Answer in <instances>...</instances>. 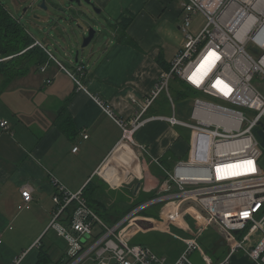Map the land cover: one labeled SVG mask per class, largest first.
<instances>
[{
	"label": "crops",
	"instance_id": "1",
	"mask_svg": "<svg viewBox=\"0 0 264 264\" xmlns=\"http://www.w3.org/2000/svg\"><path fill=\"white\" fill-rule=\"evenodd\" d=\"M61 1H54L53 16L55 21L62 22L68 17L65 18L66 8ZM91 1L101 13L90 5L85 8L82 0L72 15L75 22L78 16H83L88 26L93 23L100 31L83 73L77 72L85 89L53 60L49 52L66 66L39 38L37 41L49 50L48 60L0 87V120L6 119L10 124L8 129L0 126V228L4 231L0 232L3 245L0 248L24 234L27 241L18 248L23 250L19 255L27 251L22 264H55L63 256L56 261L38 262L40 242L56 208L53 199L56 181L78 192L93 180L92 198L114 220L118 211L155 193L153 188L166 176L164 168L172 170L180 160L189 157L192 137L189 128L171 125L162 118L150 119L133 135L137 143L147 146L142 152L123 138L121 126L93 98L104 100L127 122L136 116L161 72L169 68L178 53L169 38L182 29V0ZM128 14H133V19L125 29L119 19ZM199 16L202 21L196 27L192 25L193 33L203 26L204 17ZM104 30L109 32L106 39ZM78 31L76 39L83 29ZM174 114L188 120L162 95L144 117ZM70 117L73 120L70 128L73 126L74 130L69 135L66 132L69 127L63 128L62 124ZM75 146L79 147L77 151L73 150ZM138 183L141 186L137 191ZM26 185L32 190L28 204L22 196V187ZM13 223L17 226L15 230ZM24 228L32 231V235ZM135 239L132 243L150 246ZM229 249L230 244L225 255L216 261L212 259L213 262L221 261ZM181 250L171 257L156 251L175 260ZM2 255L0 252V264H12L19 256ZM194 257L203 262L200 253L193 254V260ZM230 264H250V261L243 253H237Z\"/></svg>",
	"mask_w": 264,
	"mask_h": 264
},
{
	"label": "built area",
	"instance_id": "2",
	"mask_svg": "<svg viewBox=\"0 0 264 264\" xmlns=\"http://www.w3.org/2000/svg\"><path fill=\"white\" fill-rule=\"evenodd\" d=\"M181 7L186 13L181 26L186 43L169 68L161 72L136 116L127 122L104 100L93 98L121 126L123 138L142 152L147 146L137 143L133 135L150 119L162 118L171 125L189 128V157L172 170L164 168L163 182L153 188L156 195L131 208L114 224L101 218L82 190L73 192L56 181V208L49 228L69 242L66 264H195L192 255L197 252L206 264H230L237 253L246 255L250 264H264L263 146L256 131L264 125V91L258 87L264 85V0H182ZM194 14L204 17L198 33L192 31ZM248 41L262 51L258 58L246 50ZM36 44L45 48L39 41ZM49 54L85 89L77 74L83 73L84 64L72 71ZM8 58L0 53V63ZM173 79L214 101L196 97L188 120L176 114L144 117L162 95L176 108L170 91ZM244 110L253 111V118ZM0 126L10 128L9 121L0 120ZM247 161H252L254 172L248 170ZM22 196L27 204L32 200L29 185L22 187ZM73 202L77 206L71 219L61 220ZM156 205L167 221L187 230H191L190 219L198 223L196 236L182 238L185 249L175 260L150 246L132 243L137 232L159 229L153 218L145 221L142 216L144 210ZM212 226L222 230L230 244L227 255L216 263L199 240ZM243 230L246 232L241 235ZM26 254L24 251L13 264H22Z\"/></svg>",
	"mask_w": 264,
	"mask_h": 264
},
{
	"label": "rangeland",
	"instance_id": "3",
	"mask_svg": "<svg viewBox=\"0 0 264 264\" xmlns=\"http://www.w3.org/2000/svg\"><path fill=\"white\" fill-rule=\"evenodd\" d=\"M1 1L8 7L13 15L17 16L21 20L28 31L32 33L33 36L39 38L41 41L47 44V46L57 56V58L62 60L70 70L76 71L81 63H87L91 58L93 46L98 42L96 40H94L86 49L81 50L79 56L80 60L79 62H76L75 52L78 48L81 47L83 38L88 33L89 24L88 21L84 20L83 16L81 17L77 15V22L72 19L74 11L80 8L79 4H77L76 2L70 3V0H62L61 3L59 2L66 8L67 13L65 12L64 14L65 18L68 17L67 21L63 20L61 22L55 21L56 18L53 16L56 14L54 1L56 2L58 0H47V5L49 6L48 9L41 8L39 6L40 1L36 0ZM84 6L85 8H89V5L87 4H84ZM185 15L186 13L183 12L181 16L182 20L184 19ZM50 16L52 17L50 18ZM201 21L202 18L199 15H193L192 23L195 25V27L200 24ZM81 27H83V32L79 33L77 41L76 33L78 30L81 31ZM85 29L87 30L85 31ZM102 33L105 39L109 35V32L106 30H104ZM169 43L171 44L172 48H177L179 53L186 43V36L184 31L182 29H177L170 35ZM246 50L255 58H258L262 52L260 48L252 41L247 42ZM258 87L264 91V85L258 84ZM170 91L174 96L177 108L182 111V118L190 119L196 97L214 101V98L207 96L200 91L194 90L185 82L178 79H173L171 81ZM244 111L245 115L248 118H253V111ZM177 117L179 118L180 116ZM262 150L264 166V148H262ZM143 214L144 213L142 212V216ZM143 218L145 221L153 218V222L158 226L159 229H154L151 231H139L135 235V241L149 244L153 250L156 249L161 253L166 252L169 257H171V255L174 256V253L180 252L181 249H185V245L183 248V244H185V242L182 238L194 237L198 233V223L194 219L189 220L191 230H187L180 225L167 221L158 209H151L147 215L145 214L143 216ZM12 225L15 230L17 227L16 224L13 223ZM20 229H23L21 225ZM24 230L27 231L28 235H32V231L27 230V228H24ZM246 230L241 231L240 234L243 235ZM163 231H165L166 233ZM0 232L4 234L2 228H0ZM19 236L20 237L17 241L7 242L5 248H0V252L3 253L2 257L5 258L7 254L11 256L13 253H17L19 255L23 251L19 250L18 248L21 247V245H23L27 240L24 234H19ZM3 240L4 242H6V240L2 238V242ZM43 240L45 242H53L55 248H57V252H54L52 256L53 261H56L61 255H64L69 251V242L64 237L60 236L58 232L53 228L47 230ZM199 240L203 249L205 250V253L208 256H211L214 261L221 259L223 255H225L229 246L226 234L222 230L214 226L207 229L202 234ZM196 254H198V252ZM16 259H14V262ZM193 261H195V264H206L204 259H202L203 262H199L196 257H194Z\"/></svg>",
	"mask_w": 264,
	"mask_h": 264
},
{
	"label": "trees",
	"instance_id": "4",
	"mask_svg": "<svg viewBox=\"0 0 264 264\" xmlns=\"http://www.w3.org/2000/svg\"><path fill=\"white\" fill-rule=\"evenodd\" d=\"M132 19L133 14H128L122 15L119 21L122 23L123 28L126 29ZM36 41L37 38L28 31L21 20L17 16L13 15L3 2H0V53L4 58L10 57L0 63V87L2 85L3 87L6 86V84L8 85L17 76L28 73L33 66L40 67L48 60L50 56L47 50L40 44H36ZM72 122L73 120L70 117L65 120L64 124H62L63 128H66V126L69 127L68 130H66L67 134L69 135L74 130L73 126L70 128ZM92 181L93 180H91L83 188V195L88 200L89 205L109 224L118 222L128 213L131 208L156 195L155 193H152L146 198L129 206V208L123 211H118L119 213L115 215L114 220H111L110 214L101 211L100 206L97 204V202H95L94 198H92V194H90L95 189ZM75 206L77 205L75 202H73L72 205L65 210L61 220H70L72 217L71 215H73L75 211ZM151 209L159 210L160 205H156L144 210V215H147ZM44 237L40 242L39 263L51 261L55 251L54 243L51 242V244H49V241L45 242L43 240ZM66 257L67 253L61 256L55 264H66Z\"/></svg>",
	"mask_w": 264,
	"mask_h": 264
},
{
	"label": "water",
	"instance_id": "5",
	"mask_svg": "<svg viewBox=\"0 0 264 264\" xmlns=\"http://www.w3.org/2000/svg\"><path fill=\"white\" fill-rule=\"evenodd\" d=\"M40 1L39 6L44 9H48L47 0H37ZM70 3L76 2L77 4L81 5L83 2L82 0H70ZM84 2L88 5H90L93 10L97 13H101V9L98 8L91 0H84ZM83 29V27H81ZM100 35L99 29L94 25L90 24L88 26V33L83 38V43L80 48H78L75 52L76 62H79L80 60V52L81 50L86 49L94 40H98V37ZM81 64H84L81 63ZM259 139L261 140V145L264 148V125L261 128L256 129ZM141 186V183H138L136 186V190L138 191Z\"/></svg>",
	"mask_w": 264,
	"mask_h": 264
},
{
	"label": "snow or ice",
	"instance_id": "6",
	"mask_svg": "<svg viewBox=\"0 0 264 264\" xmlns=\"http://www.w3.org/2000/svg\"><path fill=\"white\" fill-rule=\"evenodd\" d=\"M224 87H225V89H227V85H225ZM229 91H230V89H229ZM245 163H246L247 168H248L249 171H252V172L255 171V168L252 166V161H247ZM233 174H236V173H233ZM244 215H247V213H244Z\"/></svg>",
	"mask_w": 264,
	"mask_h": 264
},
{
	"label": "bare ground",
	"instance_id": "7",
	"mask_svg": "<svg viewBox=\"0 0 264 264\" xmlns=\"http://www.w3.org/2000/svg\"><path fill=\"white\" fill-rule=\"evenodd\" d=\"M194 90H195V89H194ZM75 207H76V206H75ZM75 209H76V208H75ZM73 211H74V210H73ZM73 211H72V212H73ZM71 216H72V215H71ZM100 216H101V215H100ZM61 217H62V216H61ZM101 218H102V217H101ZM102 219H103V218H102ZM103 220H104V219H103ZM63 221H64V220H63Z\"/></svg>",
	"mask_w": 264,
	"mask_h": 264
}]
</instances>
